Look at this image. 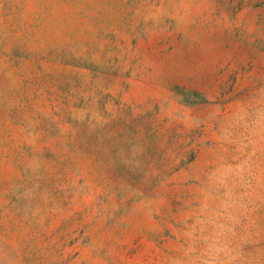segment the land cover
<instances>
[{
    "label": "rangeland",
    "instance_id": "374dc122",
    "mask_svg": "<svg viewBox=\"0 0 264 264\" xmlns=\"http://www.w3.org/2000/svg\"><path fill=\"white\" fill-rule=\"evenodd\" d=\"M0 264H264V0H0Z\"/></svg>",
    "mask_w": 264,
    "mask_h": 264
},
{
    "label": "trees",
    "instance_id": "16d2710c",
    "mask_svg": "<svg viewBox=\"0 0 264 264\" xmlns=\"http://www.w3.org/2000/svg\"><path fill=\"white\" fill-rule=\"evenodd\" d=\"M194 95H198V93H193Z\"/></svg>",
    "mask_w": 264,
    "mask_h": 264
}]
</instances>
